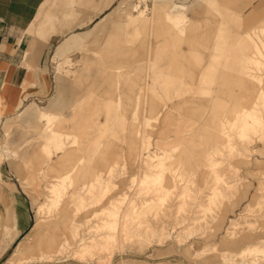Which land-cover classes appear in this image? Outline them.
<instances>
[{
	"label": "rangeland",
	"instance_id": "374dc122",
	"mask_svg": "<svg viewBox=\"0 0 264 264\" xmlns=\"http://www.w3.org/2000/svg\"><path fill=\"white\" fill-rule=\"evenodd\" d=\"M28 34L42 42L53 35L42 88L27 90L0 120V264L27 237L28 258L14 264H264V67L255 64L264 62V0H51ZM66 39L61 59L72 61L59 70L53 53ZM116 85L122 111L110 100ZM198 88L205 91L195 103L179 102ZM55 97L56 122L71 132L64 149L79 138L87 167L74 186L67 182L48 241L49 188L59 182L49 166L63 151L46 119L20 110ZM242 104L262 117L245 135ZM101 140L123 159L103 158L110 145ZM160 157L162 182L139 184ZM113 204L116 228L106 224ZM93 240L102 244L84 249Z\"/></svg>",
	"mask_w": 264,
	"mask_h": 264
},
{
	"label": "crops",
	"instance_id": "0c3cea01",
	"mask_svg": "<svg viewBox=\"0 0 264 264\" xmlns=\"http://www.w3.org/2000/svg\"><path fill=\"white\" fill-rule=\"evenodd\" d=\"M50 1L0 0V120L22 106L27 90L42 88V77L47 67L46 51L54 33L42 42L29 35L28 30L40 19ZM70 41L71 39H66L56 46L54 59H61ZM68 61H72L70 55L61 59L63 66L59 70L67 66L64 63ZM56 99L57 97L48 107L26 104L20 114L28 119L39 120H44L41 118L43 111L57 115L51 110Z\"/></svg>",
	"mask_w": 264,
	"mask_h": 264
},
{
	"label": "bare ground",
	"instance_id": "6f19581e",
	"mask_svg": "<svg viewBox=\"0 0 264 264\" xmlns=\"http://www.w3.org/2000/svg\"><path fill=\"white\" fill-rule=\"evenodd\" d=\"M255 64L257 65L258 68H262L264 67V62L261 61H255ZM262 78V77H261ZM257 80L255 78V76L249 77V82L250 84L254 83V81ZM259 85L262 86V89L264 90L263 84L260 82H258ZM116 99H112L110 98V100L115 104V106L117 107V109L119 111H122V93L121 90L119 88V85H116ZM257 90V89H256ZM204 89L202 88H198L195 92V95H193L192 99L191 97H183L179 102H184V101H191V103H195L197 101V99L201 98V96L204 93ZM252 92V91H251ZM264 97V96H263ZM155 99V96L152 94H146V100L147 102L153 103ZM246 99V98H245ZM261 100V99H260ZM178 103V102H177ZM249 103V102H248ZM263 103V102H262ZM112 104V103H111ZM256 104V103H255ZM109 106V104H108ZM141 106V105H140ZM111 107V106H110ZM109 107V108H110ZM114 107V106H113ZM237 107V108H236ZM236 108V115L239 117L240 122L238 124V127H240L239 129L241 130V135H245L247 131H252L255 128H257L261 123H262V117L260 114V111L258 110V108L256 106H252L251 104H242V105H237ZM164 108V107H163ZM174 108L175 105H173L172 107H169L167 110V117L165 118V120H169L170 122H174L175 118L172 116V114L174 113ZM233 108V107H232ZM108 109V108H107ZM106 109V110H107ZM113 109V108H112ZM110 110V109H108ZM114 110V109H113ZM112 110V111H113ZM111 111V110H110ZM115 111V110H114ZM113 111V112H114ZM182 111V110H180ZM179 111V112H180ZM107 113V111H105ZM109 113V111H108ZM41 118L46 119L47 120V124L49 126V131L50 134L54 135L56 140L54 142V146L55 149L57 150H62L63 152L59 155L60 157V161L58 162L57 166H49V169L55 171L57 173V177L59 182L57 183H53L52 186H50L49 188V192H50V201L47 204V208L48 211H54L55 213L49 217H47L44 220V226L43 229H45L46 232V238L49 241L50 238H54L55 234V228L57 226V222H58V214L60 212V208H61V204H62V197H63V193L65 191H67V182L69 181L70 186H74L76 184V182L78 181L77 179V175L80 172V170H86V163L84 161V155L83 153L79 152L78 150V145H79V138H75L72 143L73 146H71V149H64V143H65V138H70L71 137V132L69 130H65L64 132H61V127H59L58 123L56 122V115L50 113L49 111H43L41 113ZM109 119V118H108ZM122 120H125V118H122ZM164 120V122H165ZM177 121V119H176ZM104 122V121H103ZM155 122V118H150V120L147 122L146 124V129L150 130L152 126V124ZM105 123V122H104ZM107 123V122H106ZM164 124V123H163ZM231 124V123H230ZM103 125V124H101ZM222 125V124H221ZM234 125V124H233ZM70 126V125H69ZM232 126V125H231ZM237 126V125H236ZM107 128V127H104ZM146 130V131H147ZM237 130V129H236ZM88 131V130H87ZM101 131V130H100ZM104 132V131H103ZM93 133V132H92ZM140 133V132H139ZM189 133V132H188ZM64 134V136H63ZM91 134V133H90ZM176 134V133H175ZM151 135V134H150ZM121 136V135H120ZM167 136V134H166ZM98 137V136H96ZM108 137V135H107ZM141 137V136H140ZM144 137V136H143ZM95 139V138H94ZM147 139V138H146ZM150 140V139H149ZM183 139L178 138L177 140H172V145H173V149L176 150L179 148L180 145H182L184 142L182 141ZM101 146L106 145L107 142L105 140H101ZM99 143V142H98ZM145 143V142H144ZM227 143V142H226ZM97 145V144H96ZM95 145V147H96ZM108 146L110 145V148H108V152L103 154V158L105 159H109L111 160L112 158L116 157L117 159H123V155L121 153L118 152H114L112 149L115 147L113 144H107ZM151 145V144H150ZM136 146V145H135ZM157 145H155L156 147ZM98 147V146H97ZM149 147V146H148ZM147 147V148H148ZM139 148V147H138ZM161 148V147H160ZM56 150V151H57ZM152 150V149H151ZM95 152V151H94ZM48 154L51 156L52 154V150H48ZM58 154V152H57ZM176 156V155H175ZM52 157V156H51ZM92 157V155L90 156ZM173 156H171L172 158ZM101 158V156H100ZM102 159V158H101ZM160 165H152L150 166V170L148 172H144L143 174H141V178H139L138 176V183L146 186V187H151L155 184L161 183L163 180V176L165 173V168H167L166 163L167 160H165V158L160 157ZM210 159V158H209ZM208 159V160H209ZM171 160V159H170ZM175 161V160H174ZM214 162V161H211ZM91 163V162H90ZM171 164V163H170ZM172 166V165H171ZM216 167V166H215ZM163 168V169H162ZM89 171H93V168H90ZM181 175V174H180ZM216 175V174H214ZM136 177V176H135ZM92 180V179H90ZM100 180V179H99ZM100 182V181H99ZM88 183V182H87ZM91 183V182H90ZM105 183V182H104ZM109 183V182H108ZM88 186V185H87ZM103 187V186H102ZM107 187V186H106ZM160 188V187H159ZM163 189V188H162ZM104 190V189H103ZM106 190V189H105ZM109 190V189H108ZM168 191V190H167ZM104 192V191H103ZM47 194V193H46ZM96 194V193H95ZM169 195V194H168ZM96 197V196H95ZM102 197V196H101ZM159 197V196H158ZM167 197V196H166ZM123 202V201H122ZM134 203V202H133ZM116 205V204H115ZM113 204L112 208H110L108 211V213H111V215L113 214V219L112 220H106V224L107 226L109 225V227L112 228H116L117 225L120 223L119 222V217L117 218L118 215L121 214L119 207L115 206ZM134 206H132L131 209H134ZM147 207V206H146ZM45 205L42 204L40 205L39 209L40 210H45ZM106 208H104L105 210ZM132 216V210L129 211L127 214L124 213V217L125 220L126 219H130V217ZM69 222V219H65L62 220V223L64 226H67ZM105 223V222H104ZM144 223V222H143ZM136 225V224H135ZM104 226V224H103ZM141 226V225H140ZM148 226V225H147ZM129 227V226H128ZM134 227V226H133ZM142 227V226H141ZM38 226L34 225L33 229H37ZM130 228V227H129ZM115 230V229H114ZM42 231V230H41ZM125 234V233H124ZM129 235V233H128ZM36 236V235H35ZM106 239L108 238L107 235L105 236ZM115 237V236H114ZM30 238V237H29ZM54 240V239H53ZM28 237L25 238L24 240L20 241L15 250L13 251V253L10 255V257L7 260V264H14L17 261H25L28 258ZM57 241V240H56ZM98 244H102L101 241H96ZM94 240L92 241L91 244L88 243V245H85L84 249H88L91 246H94L96 243ZM54 243V242H53ZM83 244V243H82ZM37 246H40L37 243ZM250 249V247H249ZM243 250V249H242ZM247 249H244L243 252H245ZM249 251V250H248ZM259 252V251H258ZM242 255V254H241ZM242 262V261H240ZM241 264V263H240Z\"/></svg>",
	"mask_w": 264,
	"mask_h": 264
}]
</instances>
